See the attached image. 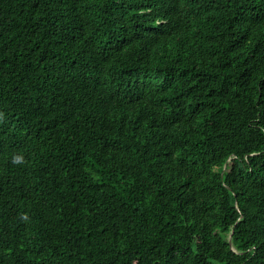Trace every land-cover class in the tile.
<instances>
[{
    "label": "trees",
    "instance_id": "trees-1",
    "mask_svg": "<svg viewBox=\"0 0 264 264\" xmlns=\"http://www.w3.org/2000/svg\"><path fill=\"white\" fill-rule=\"evenodd\" d=\"M0 264H264V0H0Z\"/></svg>",
    "mask_w": 264,
    "mask_h": 264
},
{
    "label": "clouds",
    "instance_id": "clouds-1",
    "mask_svg": "<svg viewBox=\"0 0 264 264\" xmlns=\"http://www.w3.org/2000/svg\"><path fill=\"white\" fill-rule=\"evenodd\" d=\"M21 159H22L21 157L16 156V157L13 158V162L14 163H19V162H21Z\"/></svg>",
    "mask_w": 264,
    "mask_h": 264
}]
</instances>
